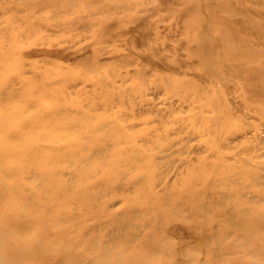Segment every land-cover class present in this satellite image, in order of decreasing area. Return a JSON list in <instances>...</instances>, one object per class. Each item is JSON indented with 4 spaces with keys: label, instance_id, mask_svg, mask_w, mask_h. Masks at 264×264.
<instances>
[{
    "label": "rangeland",
    "instance_id": "374dc122",
    "mask_svg": "<svg viewBox=\"0 0 264 264\" xmlns=\"http://www.w3.org/2000/svg\"><path fill=\"white\" fill-rule=\"evenodd\" d=\"M243 4L264 15V0ZM235 5L0 0V264H98L115 249L120 264L264 257L247 246L264 236V91L247 107L242 81L225 80L219 103L218 49L202 43Z\"/></svg>",
    "mask_w": 264,
    "mask_h": 264
},
{
    "label": "bare ground",
    "instance_id": "6f19581e",
    "mask_svg": "<svg viewBox=\"0 0 264 264\" xmlns=\"http://www.w3.org/2000/svg\"><path fill=\"white\" fill-rule=\"evenodd\" d=\"M252 1H254L260 5L262 0H251V2ZM243 2H249V0H234V4H236L234 7L225 6L224 9H226V10L219 11L220 14L217 16L219 18L217 20L219 30L217 32H214V34L210 38V40L206 39L202 43H208L210 45V47H209L210 50H212L213 48L218 49V52H217L218 53L217 74H216V76H217L218 81L222 85V88L218 89V91H219L218 92L219 103H223L225 101V95H224V93L226 91V88L224 87L225 80L234 81V82L241 80L242 83L239 86L240 90L242 92L241 95L243 97H246V99H248L247 103H246L247 107H253V106H256L257 95L261 94L264 91V15H263V11L260 8L259 9L250 8L248 5L245 6L246 4L244 5ZM44 5H45V2H44ZM50 5H51V3H50ZM87 8L89 9V5ZM254 11L256 12L257 17H252L251 14L254 13ZM101 23H103V22H101ZM119 25H120V23H119ZM119 25H117V26L120 27ZM238 29H241V32H238ZM242 32L246 34L247 38H242L240 36V33H242ZM197 46H199L197 49H192V48L190 49L189 54L191 56H194L196 54L197 50L202 48V46H200V45H197ZM213 51H214V49H213ZM228 60H231L233 63L231 64ZM192 63H193V61H192ZM195 65H193V66H195ZM197 70H198V72L195 75H199V77H201V78H207L210 75V69H207L204 66L199 65ZM175 77H176V74L173 76V78L175 79ZM174 79H173L172 84L174 85L173 87H175V89L177 88V85L180 87V85L187 84L185 81H183V78H182V81H180L181 83L178 80H176V79L174 80ZM227 109H225V110L220 109L218 112V116L221 115V117L219 119V127L221 128V132L223 131V128L226 124L225 123V119H226L225 117L228 114ZM262 109H264V108H261V110ZM230 112H232V111L230 110ZM42 115H44V114L39 113V112L35 113L33 118H31V120L35 124H37L43 119ZM55 119H56V122H58V118L56 116H55ZM261 122L263 123V121H261ZM233 129H234V127H233ZM76 136H78L79 139L76 140L74 138V140L70 144V146L71 147L73 146V148L76 147L74 152L84 153L85 148H88V147H86L87 144L83 143L82 135L79 136L76 134ZM55 140H57V142H58V141H60V138H56ZM30 153H31V151H29L28 148L25 149L22 152L23 160H29L30 159ZM53 153L57 157L62 158L61 153L54 152V151H53ZM71 153H73V149L71 150ZM74 156H76V155H74ZM125 161H131V160L126 158ZM61 162L63 164H65L66 162H68V158H64ZM68 164L70 165V163H68ZM241 170H244L243 172H245L244 176L243 177L241 176L242 180L243 179L245 180V181L243 180V182L245 183L247 181V179H249L252 176L251 171H249L250 172V175H249V173L247 172L249 170L247 168V166H244L243 169H241ZM115 173L118 176L119 172H115ZM247 173H248V175H247ZM254 173H255V171H254ZM221 177L223 179L222 174H221ZM217 178H218V175H217ZM255 178H257V177H255ZM252 181L254 182L253 178H252ZM257 181H259V180H257ZM219 182H221V181H219ZM117 183H120V181H117ZM64 185L68 186L67 190L69 191L68 192L69 197H70V199H73V197L75 196L76 193L73 192L72 184L66 183ZM245 185H246V183H245ZM253 185L254 184H252V186ZM84 192H85V188L83 189L82 193L84 194ZM84 195H85V200L78 198V202L81 205H84V206L87 205L92 210L91 201H90L91 199L89 198L90 194L88 192H86ZM222 195H224V194H222ZM182 197H183V193L179 192L175 198L180 199ZM88 198L90 200L87 201ZM221 211H223V209ZM228 212H230V211L228 210ZM217 214L219 215V213H217ZM247 218H250V217H247ZM247 218L243 217L244 220H246ZM254 219H257V217H255ZM218 220H219V218H218ZM218 220H217V224H218ZM227 221H229V218L227 219ZM230 221H229V223H230ZM262 221H264V219ZM224 223L226 224V222H224ZM229 223H227V224H229ZM225 224H224V227L227 226ZM253 224H254V222H253ZM222 225H223V223H222ZM256 225H257V223L254 224V226H256ZM252 227H251V229H252ZM222 231L225 232V230H222ZM252 233H254L255 235H260V234H256L255 232H252ZM255 235H253V236H255ZM255 237L256 238H254V240H252V244L247 245L248 248L250 249L251 252L254 250L255 247H257L258 249L260 248L261 252L264 254V236H255ZM119 250H117V249H115V250H104V256L101 258V260L98 262V264H102L103 262L110 260V259H114L116 262L115 264L122 263L124 261V259H123V256L120 254ZM114 255H116V259L113 258ZM263 263H264V257L259 258V259L255 260L254 262H251L249 264H263Z\"/></svg>",
    "mask_w": 264,
    "mask_h": 264
}]
</instances>
